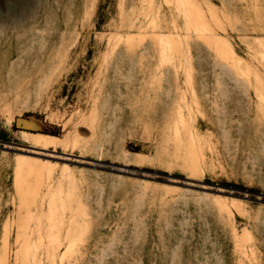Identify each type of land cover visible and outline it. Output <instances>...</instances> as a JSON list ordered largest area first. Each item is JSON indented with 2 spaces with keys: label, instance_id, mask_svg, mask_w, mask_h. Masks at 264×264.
<instances>
[{
  "label": "rangeland",
  "instance_id": "rangeland-1",
  "mask_svg": "<svg viewBox=\"0 0 264 264\" xmlns=\"http://www.w3.org/2000/svg\"><path fill=\"white\" fill-rule=\"evenodd\" d=\"M0 264H264V0H0Z\"/></svg>",
  "mask_w": 264,
  "mask_h": 264
},
{
  "label": "bare ground",
  "instance_id": "bare-ground-1",
  "mask_svg": "<svg viewBox=\"0 0 264 264\" xmlns=\"http://www.w3.org/2000/svg\"><path fill=\"white\" fill-rule=\"evenodd\" d=\"M34 140L37 142H40V144H43V145H48V144H52L53 142L54 143L56 142V140H54L53 136L43 135V134H39L38 136H34Z\"/></svg>",
  "mask_w": 264,
  "mask_h": 264
},
{
  "label": "trees",
  "instance_id": "trees-1",
  "mask_svg": "<svg viewBox=\"0 0 264 264\" xmlns=\"http://www.w3.org/2000/svg\"><path fill=\"white\" fill-rule=\"evenodd\" d=\"M231 186H234V187H237V188H239V189H245L244 187H240V186H237V185H231Z\"/></svg>",
  "mask_w": 264,
  "mask_h": 264
}]
</instances>
